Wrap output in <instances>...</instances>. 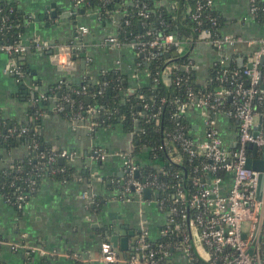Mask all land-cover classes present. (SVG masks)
Returning a JSON list of instances; mask_svg holds the SVG:
<instances>
[{
	"label": "crops",
	"instance_id": "1",
	"mask_svg": "<svg viewBox=\"0 0 264 264\" xmlns=\"http://www.w3.org/2000/svg\"><path fill=\"white\" fill-rule=\"evenodd\" d=\"M0 2L13 5L22 15L23 30L19 37L27 50L18 57L20 65L29 73L27 78L18 81L14 74L6 72L10 57L0 51V127L11 122L21 123L28 120L34 94H46L55 82L68 75L60 64L49 59L48 50L33 47L35 39L49 41L54 46L53 50L61 44L77 45L75 52L71 53L76 64L74 71L70 73L73 80L88 76L95 80L100 73L115 68L127 76L131 89L150 84L148 71L140 68L137 63V53L130 45L132 41L123 42L117 48L106 46L107 37L118 35V22L124 14L121 7L112 13L110 20L102 23L93 12L86 10L81 4L77 5L75 0ZM132 2L133 0H123V6ZM212 8L221 18L220 33L241 38V41L225 46L222 51V54L232 59L233 66L235 64L236 68H241L259 47V43L249 44L248 41H257L264 37V22L251 14L249 0H213ZM190 9L188 7L187 12ZM51 12H54V16L50 15ZM80 25L88 28L87 34L80 33ZM183 55L191 60L190 68L194 71L197 83L202 86L209 84L211 68L220 59L221 53L203 42L196 41L184 45ZM83 59L84 66L81 64ZM47 109L40 116V124L36 129L44 144L51 149H64L75 153V158L70 163L78 178L65 183L43 178L37 191L21 209L6 203L0 196V263L76 264L72 259L62 256L51 257L50 261L45 262L43 256L28 253L21 246L13 248L12 245H39L59 253H97L104 242L100 230L126 236L129 231H134L135 234L139 224L143 222L149 236L156 238L164 217L154 204L145 205L137 200L125 202L116 199L125 175L123 158L114 153L132 149V135L125 132L119 123L90 131L86 123L81 122L74 128L65 116L53 110V106H48ZM185 114L192 126V137L203 138L205 126L202 117H213L222 146L227 149L236 146L237 120L223 113L208 115L195 109H189ZM95 147H101L110 154L105 160H93L89 154ZM26 154L27 148L23 143L10 147L0 143V171L23 159ZM133 158L135 162L139 160L143 165L148 164L147 154ZM231 181L229 176L222 185L223 191L229 190ZM84 194L87 198L83 197ZM150 195L151 191L147 194L144 192V199L150 198ZM261 226L264 229V219Z\"/></svg>",
	"mask_w": 264,
	"mask_h": 264
},
{
	"label": "built area",
	"instance_id": "2",
	"mask_svg": "<svg viewBox=\"0 0 264 264\" xmlns=\"http://www.w3.org/2000/svg\"><path fill=\"white\" fill-rule=\"evenodd\" d=\"M101 1L107 2V0ZM257 1L249 0L250 12L253 16H256L259 9L264 14V7L260 8ZM259 1L264 2V0ZM75 3L83 5L87 1L75 0ZM177 3V0H160V4L169 9H175ZM212 6L213 0L196 2L190 13L195 21L196 29H199L203 23L201 19L203 9L212 8ZM146 8L147 5L142 4L138 14L147 17L149 14ZM7 20L6 15L0 17V34H4L8 26ZM209 22L211 26L216 25V17H210ZM78 29L83 35L88 33L85 25H80ZM196 41L203 42L221 53L220 59L214 63V66L218 68L219 75L215 79L219 84L212 89H208V84H206L195 92L188 90L185 100L175 99L173 103L178 105V112L174 116L178 118L190 108L208 115L209 113H223L238 122L236 146L231 149L222 146L213 117H202L205 134L201 139L185 135L180 129L167 133V136L176 144V148H179L185 155V161L192 171L196 174L201 172L202 176L193 175L189 188L177 182L174 187L175 197L166 210L164 205L166 198L144 199L143 194L146 189L153 192V190L164 187L165 183L157 181L156 177H146L142 180L136 177L138 166L132 157L134 147L123 153H114L123 158L125 175L121 191L116 199L125 202L137 200L145 205L154 204L164 217L156 238L149 236L143 222L139 224L138 234H134L133 239L128 241L127 250L122 252L106 241L101 243L97 253L88 252L86 254L59 253L54 249H45L39 245L13 244V248L21 246L27 249L28 253L39 256L66 257L76 264H264V229L261 226L264 219V191L262 198L257 200L255 193L259 171L246 166L248 158L253 161L260 159L261 155L264 158V113L257 112L254 106L255 102L264 101V79L263 72L261 73L264 37L257 41H248L249 44L259 43V47L248 57L247 62L241 68L231 67L232 59L222 54L225 46L235 45L241 41V38L221 34L218 30L213 32L210 28H203L200 29ZM105 43L108 47L117 48L123 42L119 41L116 36H109L105 39ZM187 43L186 39H179L174 34L168 33L155 36L149 41H141L139 37H136L130 45L144 59L151 60L157 58L160 52L165 51L176 52L177 56H182L184 45ZM52 46L47 40L35 39L33 41L34 48L49 51V59L52 62L60 64L68 74L73 72L76 64L71 58V53L77 45L61 44L54 50ZM26 50L21 40L0 43V51L10 57V63L5 71L14 74L18 81H21L22 71L17 65L15 56L24 54ZM170 57H167L163 71L160 73V77L166 83L170 80L167 75L177 68ZM190 65L191 60L181 67L187 71ZM152 79V82H156L157 78L154 76ZM105 85L107 83L103 81L102 86L105 87ZM82 92H85V88ZM97 93H101V90ZM39 98L44 99L45 96L40 95ZM64 98L69 100L66 95ZM151 107L152 104H143L144 109H151ZM81 109L82 106L79 105V109L70 121L74 128L83 122L86 114L93 115L96 111L93 106H88L85 110ZM134 121L137 122V119ZM155 123L158 124L157 119ZM86 127L93 131L94 123L90 122L86 124ZM27 131L26 126L12 125L6 130L5 135L0 132V139L13 135L22 137ZM129 133L134 139V132ZM249 144L255 146V155L248 153ZM37 147L38 144L34 141L33 148ZM172 152L169 151V155H172ZM109 154L101 147H95L91 150L89 157L100 161L105 160ZM197 156H202L198 162L195 161ZM38 157L43 165L50 167V173H63L64 168L55 167L53 164L59 159L72 162L75 153L64 149H51L40 151ZM169 159L178 165L183 163V159L177 154L170 156ZM160 168L158 164L157 169ZM218 170H225L231 175L232 181L227 191H223V181L219 176L210 179L203 177L206 172L215 174ZM38 177L43 179L44 174L40 171ZM174 177L180 178V173L176 172ZM65 182V180L62 181V183ZM38 185L36 178H28V194L33 195ZM28 194L27 196L17 195L13 200L9 197L2 198L6 203L21 209L27 202ZM83 197L87 198V195L84 194ZM125 253L127 255H124Z\"/></svg>",
	"mask_w": 264,
	"mask_h": 264
},
{
	"label": "trees",
	"instance_id": "3",
	"mask_svg": "<svg viewBox=\"0 0 264 264\" xmlns=\"http://www.w3.org/2000/svg\"><path fill=\"white\" fill-rule=\"evenodd\" d=\"M86 1L87 3L82 5L83 8L93 12L102 23L110 20L112 13L121 7L120 9L123 10L124 14L118 22V35L116 37L122 42H131L136 37H139L141 41H149L155 36L171 33L177 38L186 39L192 44L196 42L200 29L210 28L211 31L215 32L216 30L219 31L221 24V18L217 12L211 7H205L201 15L203 23L199 29L195 28V21L190 13L198 0H177L178 3L175 9H169L161 5L160 0H133L127 6H123V0H107L106 3L101 0ZM142 4L147 5L146 9L149 14L147 17L138 14L139 7ZM257 4L260 8L264 7L263 1L258 0ZM188 7H191L189 12H187ZM0 9V17L6 15L8 18V26H6L4 34H0V43L20 41L19 35L23 30L22 15L11 4L0 2ZM213 16L216 17V25L211 26L209 18ZM256 17L264 22V14L261 9L256 13ZM170 56L177 68L167 75L170 79L169 83H166L160 77L167 59L164 52H160L157 58L151 60L144 59L137 53L136 60L139 67L145 68L150 75L151 81L148 86L131 89L127 76L113 68L100 73L95 80H91L89 76L73 80L71 74H66V76H62L55 82L46 94L35 93L33 100L36 101L32 102V106L28 111V120L21 123L11 122L0 127L2 135H5L6 130L12 125H21L28 128V131L22 137L13 135L0 139L2 145L10 147L13 144L23 143L27 148V154L23 159L15 161L0 171V196L3 198L9 197L12 200L17 195L27 196V179L36 178L39 183L42 180L41 177H38L40 171L44 174L43 178L60 182L63 180L66 182L76 180L78 178L76 170L67 160H63L62 163L56 161L53 164L55 167L64 168L63 173H50V167L42 164L38 153L43 150L49 151L51 148L44 144V140L36 128L40 124V116L48 110V106H53L55 112L65 116L69 121L72 120L74 113L79 109V105L82 106L81 110L93 106L96 110L95 113L93 115L86 114L83 123L93 122L95 130L119 123L125 132H134L132 157L147 154L148 159L146 165L136 160L135 164L138 166L136 177L140 180L146 177H156L157 181L165 183L164 187L153 190L150 198L158 200L166 198L164 201L166 210L175 197L174 187L176 183L181 182L183 187L189 188L191 177L201 173L196 174L192 171L190 165L185 161V155L179 148H176V144L167 136V133H173L176 132V129H180L185 135L191 136L192 126L188 117H186V114H180L178 118L174 116L178 112V105L173 101L175 99L185 100L188 90L195 92L203 86L195 80L193 69L189 68L185 71L181 67L189 61L188 56H174L172 54ZM15 59L22 71V81L29 76V73L24 66L20 65L19 57L15 56ZM230 65L236 67L235 64L233 66L232 62ZM218 75V68L213 66L210 71L211 83L208 84V89H212L219 84L215 79ZM154 76L157 78L156 82H152ZM103 81L107 83L105 87L102 86ZM83 88H85V92H82ZM99 90H101V93H97ZM41 94L45 96L44 99L39 98ZM65 95L69 100L64 98ZM87 97H89V102L86 100ZM144 103L152 104L151 109H144ZM254 106L257 112L264 113V101L255 102ZM134 119H137V122ZM155 119L158 120V124L155 123ZM34 141L38 144L36 149L33 148ZM169 151H173L172 155L176 156L177 154L183 159L182 165L173 163L169 159L172 156L169 155ZM247 151L250 155L252 154L251 149H247ZM201 158L202 156H197L195 161L198 162ZM158 164L161 166L160 169H157ZM176 172L180 173V178L174 177ZM215 176H219L225 183L231 175L225 170H218L215 174L206 172L203 175L206 179ZM30 196L28 194L26 201L29 200ZM99 232L104 237L103 240L109 242L105 231L100 230ZM137 234L136 231L135 235ZM124 255H127V253ZM47 257L43 256V261H50L49 258L51 257Z\"/></svg>",
	"mask_w": 264,
	"mask_h": 264
},
{
	"label": "water",
	"instance_id": "4",
	"mask_svg": "<svg viewBox=\"0 0 264 264\" xmlns=\"http://www.w3.org/2000/svg\"><path fill=\"white\" fill-rule=\"evenodd\" d=\"M50 15L54 16V12H51ZM46 16L48 17V15H46ZM72 51L75 52V49H72ZM164 54L166 55V57H169L171 54L174 56H177L176 52L170 53L168 51H165ZM83 56H85V55H83ZM261 61H262V66H264V56L262 57ZM81 64H82V66L85 65L84 59L81 61ZM262 72H263V69H262L261 73ZM86 100H87V102H89V97H87ZM256 128L258 129L259 127L257 126ZM248 147H249V149H252L253 154L255 155V151H256L255 146L252 144H249ZM59 162L61 163V162H63V160L59 159ZM246 166L250 167V168H254V169L259 171L255 198L257 200H260L262 198L263 191H264V158H263V155H261L260 159H257L255 161L248 158L246 161ZM144 192H145V194H147L150 192V190L146 189ZM105 235L108 236V240L112 244L113 247L118 248L121 251H125V250H127L128 241H129L130 237H132L134 235V231H129L126 236H121L118 233L117 234L112 233V232H109L107 230V231H105Z\"/></svg>",
	"mask_w": 264,
	"mask_h": 264
}]
</instances>
